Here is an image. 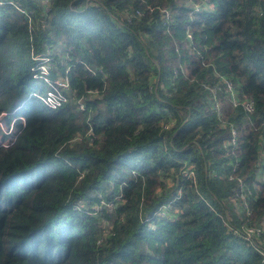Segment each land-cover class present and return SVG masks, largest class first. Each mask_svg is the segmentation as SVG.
Masks as SVG:
<instances>
[{
    "label": "trees",
    "instance_id": "trees-1",
    "mask_svg": "<svg viewBox=\"0 0 264 264\" xmlns=\"http://www.w3.org/2000/svg\"><path fill=\"white\" fill-rule=\"evenodd\" d=\"M189 1L0 0V113L25 119L0 146V264H264L231 232L264 223V0ZM47 49L54 110L40 80L23 98Z\"/></svg>",
    "mask_w": 264,
    "mask_h": 264
},
{
    "label": "built area",
    "instance_id": "built-area-1",
    "mask_svg": "<svg viewBox=\"0 0 264 264\" xmlns=\"http://www.w3.org/2000/svg\"><path fill=\"white\" fill-rule=\"evenodd\" d=\"M209 2L210 0H200V2H197L196 0H190L189 6L192 7L194 10L198 11L207 7ZM160 11L165 22H167L170 17L169 10L163 8ZM126 18L129 20L130 16L127 15ZM187 37L189 39L193 38L192 35L189 33L187 34ZM34 60L38 61L39 63L36 67L32 68L33 79L40 80L41 82L44 83L45 86L43 91L39 90L37 92H33L31 95L37 97L39 101L48 109L54 110L63 106L68 101V98L71 93V86L67 74L69 70L68 67L65 69L63 75L60 76L52 75V78H50L52 71L55 68L54 62L50 57V50L47 49L45 53H41L35 56ZM222 80L225 84L227 99L232 104V106L236 107L240 105L242 106V109L246 114L252 113L254 111V101L252 99H246L240 101L238 99L236 86L226 78H222ZM83 100L84 97L76 101L79 110L85 109V104ZM211 106L213 112L216 113L218 116H220L222 109L221 99L217 98L216 91H212ZM6 115H7L6 112L0 113V146H4V147L14 143L17 138L18 131H16L15 129V123L17 122V120H20L19 122L21 125L25 124V119L23 116H17V117L15 116L11 120L6 121L4 118ZM239 133L240 132L235 127V125L230 124L229 142L231 146H235L237 144ZM76 139L79 140L81 139V137L78 136L73 140ZM261 164L262 166L260 171V179L264 181V152H263ZM182 175L185 178H193V179L195 178V173L194 170L192 169H184L182 171ZM238 181H240L239 184L242 186L243 183L240 177H238ZM240 198H241L240 200L242 201V206L246 209V213L248 214L250 211L248 208L245 194L241 193ZM210 207L212 208L211 205ZM231 232L233 235L238 236L242 238L244 241L253 244L255 246V249L261 255V259L264 261V223L255 224V225L244 224L241 225L240 227H231Z\"/></svg>",
    "mask_w": 264,
    "mask_h": 264
},
{
    "label": "rangeland",
    "instance_id": "rangeland-1",
    "mask_svg": "<svg viewBox=\"0 0 264 264\" xmlns=\"http://www.w3.org/2000/svg\"><path fill=\"white\" fill-rule=\"evenodd\" d=\"M59 55L65 57L66 53L62 52ZM38 85H39V82L37 80L30 79L28 82V86L26 87V93L23 95V98H26L27 95L31 94V92L34 91L36 89V87H38ZM161 213H165V208L161 209Z\"/></svg>",
    "mask_w": 264,
    "mask_h": 264
}]
</instances>
